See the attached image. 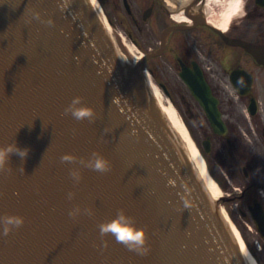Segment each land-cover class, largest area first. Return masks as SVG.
I'll return each mask as SVG.
<instances>
[{
  "label": "water",
  "instance_id": "water-1",
  "mask_svg": "<svg viewBox=\"0 0 264 264\" xmlns=\"http://www.w3.org/2000/svg\"><path fill=\"white\" fill-rule=\"evenodd\" d=\"M242 43L264 61V48ZM131 76L86 1L0 0V145L28 147L0 168V217H24L7 233L0 222V264H244ZM75 95L93 117L65 111ZM94 152L106 170L88 165ZM121 210L145 230L146 251L101 232ZM253 218L264 237V210Z\"/></svg>",
  "mask_w": 264,
  "mask_h": 264
},
{
  "label": "flooded vegetation",
  "instance_id": "flooded-vegetation-1",
  "mask_svg": "<svg viewBox=\"0 0 264 264\" xmlns=\"http://www.w3.org/2000/svg\"><path fill=\"white\" fill-rule=\"evenodd\" d=\"M97 1L92 11L112 52L123 56L124 74L132 71L136 90L158 89L174 107L207 166L216 162L230 182L217 204L240 201L239 214L254 223L253 211L264 210V116L255 89L264 61L242 42L264 48V0Z\"/></svg>",
  "mask_w": 264,
  "mask_h": 264
},
{
  "label": "bare ground",
  "instance_id": "bare-ground-1",
  "mask_svg": "<svg viewBox=\"0 0 264 264\" xmlns=\"http://www.w3.org/2000/svg\"><path fill=\"white\" fill-rule=\"evenodd\" d=\"M85 1L88 2V4L92 8H95V10L99 12V6L97 0H85ZM99 17L103 22L104 26H106L105 24L106 20L104 16L103 15L101 16L100 14ZM97 21L99 22V19H97ZM106 31L109 33V29L107 28V26H106ZM116 52L119 54V56L117 55L118 63L121 64L122 62H124L123 56L121 55L118 48H116ZM153 95H155L157 98L160 111L164 114V116L168 120L169 126L164 124L163 120H161L160 122L164 132H166L168 138L171 140V142L178 150V153L182 158L183 162L190 164L192 173L198 179L199 182L198 185L200 186L201 190H203L208 204L210 205V207H212L215 203V200L221 196L219 186L208 174L202 155L200 154L194 140L188 133L187 128L180 120L174 107H172L171 105H166L161 102L158 89H154ZM146 107L148 110L152 109L150 105H146ZM218 212L221 213L222 223L224 225L225 232H227L229 237L232 240H234L239 247V253L242 258V262L244 264H253L254 261V264H257L254 256L251 254L246 243L244 242L238 228L228 217V215L223 211V208H220Z\"/></svg>",
  "mask_w": 264,
  "mask_h": 264
},
{
  "label": "clouds",
  "instance_id": "clouds-1",
  "mask_svg": "<svg viewBox=\"0 0 264 264\" xmlns=\"http://www.w3.org/2000/svg\"><path fill=\"white\" fill-rule=\"evenodd\" d=\"M39 16V12L36 13ZM51 23V20H49ZM80 95L72 97L71 101L65 106V111L71 112L77 119H83L85 117H93L94 108L86 104ZM18 153L21 157H26L28 153V147L20 146L16 141L7 145H0V168H2L10 153ZM62 160L71 161L77 159L76 155L71 152H65L61 155ZM90 167L104 171L109 167L108 159L99 153H93L92 158L87 161ZM74 176H78L77 170H72ZM78 209L73 210L72 214ZM0 222L3 224V231L7 233L13 226H19L24 222V217L19 214H8L0 217ZM101 232H113L116 238L130 248H134L138 251H146L144 247L146 244V235L143 228H137L132 223L128 222L126 214L121 210L116 218L111 221L102 222L100 225ZM254 264V261H253Z\"/></svg>",
  "mask_w": 264,
  "mask_h": 264
},
{
  "label": "rangeland",
  "instance_id": "rangeland-1",
  "mask_svg": "<svg viewBox=\"0 0 264 264\" xmlns=\"http://www.w3.org/2000/svg\"><path fill=\"white\" fill-rule=\"evenodd\" d=\"M134 53L136 55L139 54L135 51ZM255 89H256V92L258 93V99L262 106L261 112L263 113V116H264V77H260L259 74L257 77ZM161 115H162V112L158 110L157 117L163 120ZM164 124L169 126L168 122L166 121H164ZM195 143L197 146L201 147L200 141L199 142L195 141ZM204 162H205V167H206L208 174L212 177V179L219 186L221 194H224L225 191H228L225 188H226V185H229L230 182L225 179L223 171L220 170L221 168L216 162H214L215 164L212 166L211 170L207 166V163H206L207 161L205 160V158H204ZM232 190L234 191L235 189H232ZM235 191L238 192V190H235ZM235 201H231L228 204L226 203L224 204L223 202H220L219 204L221 206L220 208H223V211L228 215V217L233 221L235 226L238 228L244 242L246 243L251 254L254 256L257 264H264V239L258 233L255 224L251 220H249V217H243L239 214L238 208H243V207L240 206V203H241L240 201L238 203L237 201L235 203ZM243 209H245V206ZM231 215H233V217H231Z\"/></svg>",
  "mask_w": 264,
  "mask_h": 264
}]
</instances>
